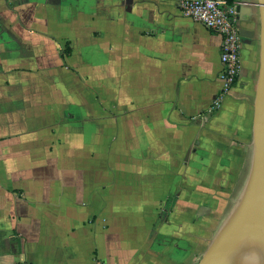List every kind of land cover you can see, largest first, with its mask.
Masks as SVG:
<instances>
[{
    "label": "crops",
    "instance_id": "obj_1",
    "mask_svg": "<svg viewBox=\"0 0 264 264\" xmlns=\"http://www.w3.org/2000/svg\"><path fill=\"white\" fill-rule=\"evenodd\" d=\"M241 2L252 40L210 112L222 35L177 0H0V264L199 262L251 166Z\"/></svg>",
    "mask_w": 264,
    "mask_h": 264
},
{
    "label": "water",
    "instance_id": "obj_2",
    "mask_svg": "<svg viewBox=\"0 0 264 264\" xmlns=\"http://www.w3.org/2000/svg\"><path fill=\"white\" fill-rule=\"evenodd\" d=\"M241 3L257 5L260 18L251 166L243 190L197 264H264V0ZM244 8L239 5L238 13ZM240 34L251 42L241 27Z\"/></svg>",
    "mask_w": 264,
    "mask_h": 264
},
{
    "label": "built area",
    "instance_id": "obj_3",
    "mask_svg": "<svg viewBox=\"0 0 264 264\" xmlns=\"http://www.w3.org/2000/svg\"><path fill=\"white\" fill-rule=\"evenodd\" d=\"M181 13L222 35L220 72L221 87L210 112L220 108L225 95L237 81L242 69L243 37L237 23L238 0H177Z\"/></svg>",
    "mask_w": 264,
    "mask_h": 264
}]
</instances>
